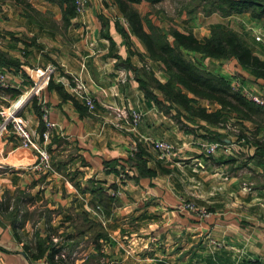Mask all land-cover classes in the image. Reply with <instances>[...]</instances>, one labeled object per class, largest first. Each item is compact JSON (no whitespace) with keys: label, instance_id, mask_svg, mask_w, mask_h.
<instances>
[{"label":"crops","instance_id":"0c3cea01","mask_svg":"<svg viewBox=\"0 0 264 264\" xmlns=\"http://www.w3.org/2000/svg\"><path fill=\"white\" fill-rule=\"evenodd\" d=\"M129 7L145 35L172 29L201 41L220 27L264 64L262 21L248 13L204 15L197 2L179 8L173 0ZM181 52L205 72L264 97L263 80L234 59ZM49 66L39 95L53 124L48 139L41 138L34 98L15 114L45 149L50 169H34L36 153L10 132L0 135V264H264V156L253 161V147L190 117L148 85L167 76L113 0H85L79 14L66 0H0V72L8 84L0 88V110L24 97ZM75 83L92 98L91 112L72 93ZM192 105L207 113L219 108L203 99ZM130 110L141 114L133 131ZM228 121L246 134L255 129L231 113ZM214 135L221 147L205 158L201 147L216 143ZM255 139L264 148V130ZM151 140L172 145L173 156L158 160ZM133 142L139 169L127 157ZM96 192L111 202L103 205ZM187 203L195 212L182 208Z\"/></svg>","mask_w":264,"mask_h":264},{"label":"trees","instance_id":"16d2710c","mask_svg":"<svg viewBox=\"0 0 264 264\" xmlns=\"http://www.w3.org/2000/svg\"><path fill=\"white\" fill-rule=\"evenodd\" d=\"M73 12L72 5L66 0ZM126 21L129 23L132 32L144 43L148 55L159 62L162 70L167 76L164 84H158L149 80L153 88L159 90L163 98L177 104L190 117L196 118L211 126L224 125L228 122V114H234L239 121H248L255 125L253 133L246 134L240 127L234 135L238 144L249 145L254 148L253 161L259 162L264 156V148L261 142L257 141L256 132L264 130V109L247 101L239 94L231 91L230 83L222 77L213 76L189 62L182 54L183 51H190L201 54L206 58L234 59L237 64L250 71L255 78H260L264 83V64L252 55L250 48L243 43L234 33L220 27L210 30L209 36L197 41L190 34H181L175 30H168L166 33L153 30L148 35L141 31V18L129 6L139 3H146L149 6L160 3L162 0H113ZM201 13L208 15L216 13L221 17L232 14L248 13L251 19L262 21L264 29V0H215L204 2ZM172 39L168 44L166 38ZM190 94L194 99H203L216 104L219 108L215 111L205 112L204 109L193 106L194 99L187 98ZM216 143H222L219 135L213 136ZM139 148L129 162L134 163L139 169L143 161L139 158ZM99 202L106 206L111 199L100 192L95 194ZM88 223V221H85ZM88 228L94 225L88 224ZM96 235L100 233L95 229ZM37 249L39 247L37 246Z\"/></svg>","mask_w":264,"mask_h":264},{"label":"built area","instance_id":"2783aa9c","mask_svg":"<svg viewBox=\"0 0 264 264\" xmlns=\"http://www.w3.org/2000/svg\"><path fill=\"white\" fill-rule=\"evenodd\" d=\"M74 14H79L83 11L85 6V0H69ZM259 37H255V40H258ZM52 67H46L44 71L40 74V81L34 82L27 92L24 93V97H17L13 106L7 108L5 111H0V135L4 132H10L13 134L19 143V146L26 149H31L37 155V163L33 166L34 169L40 170L49 169V158L44 149L40 148L31 140V136L28 133L25 125V121L21 120L16 116L15 111L20 106V104L25 100V98H34L36 100V106L39 111V117L44 125V131L41 134V138L43 141H46L49 136V131L53 128V124L49 123L47 120V107L44 102L40 99V91L43 86L47 83L50 73L52 72ZM44 73V74H43ZM5 76L0 72V88L7 87ZM72 93L76 96V98L80 99L83 103L86 111L91 112L94 108L93 100L90 96H88L83 87L79 83H75V86L71 88ZM240 92H243V89H240ZM243 94V93H242ZM244 95V94H243ZM248 100L253 102L258 106L264 107V100L256 97H247ZM129 117V125L130 128H135L141 119V114L135 110H130L128 113ZM238 132V130H237ZM149 149L156 155L158 160H165L174 154V147L166 142L153 140L148 141ZM221 146L218 143H207L202 145V154L205 158L211 156L218 148ZM137 152V145L133 142L129 145L128 155H132ZM127 170H123L120 174V179H123L127 174ZM111 196H118L119 193L116 191L110 194ZM183 209L193 210L191 204H182ZM197 214L203 216L202 211H197Z\"/></svg>","mask_w":264,"mask_h":264},{"label":"rangeland","instance_id":"374dc122","mask_svg":"<svg viewBox=\"0 0 264 264\" xmlns=\"http://www.w3.org/2000/svg\"><path fill=\"white\" fill-rule=\"evenodd\" d=\"M211 2V1H215V0H173V2L174 3H176L178 6H179V8L180 7H183L184 5H187L188 3L189 4H191V3H199V5H201V8L203 7V3L204 2ZM166 4V3H165ZM167 5V4H166ZM216 14V13H215ZM218 15V14H217ZM232 15H234V14H232ZM258 37V36H257ZM255 40V39H254ZM230 85V84H229ZM230 88H231V91H233V92H235V93H237V94H239L241 97H243L244 99H246L247 101H249V102H251L250 100H248V98L247 97H256V98H261V99H263L264 100V97H260V96H256V95H253L251 92H250V90L249 89H247V87L246 86H240L239 84L238 85H236V84H231L230 85ZM240 89H243V94L240 92ZM29 90V88L25 91V92H27ZM24 92V93H25ZM24 93H23V95H24ZM22 95V96H23ZM29 98H27V99H25L24 101H26V100H28ZM23 101V102H24ZM15 102V101H14ZM14 102L10 105V106H13V104H14ZM22 102V103H23ZM21 103V104H22ZM251 103H253V102H251ZM20 104V105H21ZM254 104V103H253ZM256 105V104H255ZM256 106H258V105H256ZM258 107H261V106H258ZM262 108L264 109V107L262 106ZM7 109V108H6ZM6 109H3V110H0V111H5ZM11 109V108H10ZM40 118V117H39ZM128 122H129V120H128ZM25 125H26V122H25ZM217 127H219L220 129H223L224 131H226L227 133H230L231 135H236L238 132H237V128L239 129V126L234 122V121H228V122H226L224 125H219V126H217ZM129 128H130V125H129ZM130 130L131 131H133L134 130V128L132 129V128H130ZM44 131V130H43ZM235 137V136H234ZM151 141H153V140H151ZM160 141V140H159ZM236 141V140H235ZM164 142V141H163ZM135 143V142H134ZM136 144V143H135ZM207 144V143H206ZM137 145V144H136ZM203 145H205V144H203ZM244 146H246L245 144H243ZM148 146V145H147ZM243 150H245V149H247V148H242ZM201 150H202V147H201ZM44 151H45V149H44ZM137 151H138V146H137ZM46 152V151H45ZM175 152V151H174ZM137 153V152H136ZM133 155V154H132ZM132 155L130 156V155H127V157L128 158H131L132 157ZM156 156V155H155ZM157 158V157H156ZM170 158V157H169ZM242 159H247L245 156H242L241 157ZM49 169H50V163H49ZM49 169H46V171L47 170H49ZM123 170H127V169H123ZM123 170H121L120 171V173H119V177H118V179H119V181L120 182H122V181H124L125 180V178H126V176H127V174L125 175V177L123 178V179H120V174L122 173V171ZM127 172H128V170H127ZM116 192V191H115ZM112 193H114V192H112ZM188 204V203H187ZM182 205V204H181ZM193 207V206H192ZM185 210H187V209H185ZM187 211H191V210H187ZM192 211H194V207H193V210ZM195 212V211H194ZM197 212V211H196ZM203 214H205V213H203Z\"/></svg>","mask_w":264,"mask_h":264}]
</instances>
